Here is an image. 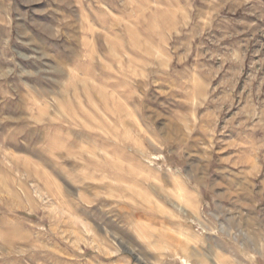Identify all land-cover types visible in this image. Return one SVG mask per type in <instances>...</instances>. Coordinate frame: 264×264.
<instances>
[{
  "label": "rangeland",
  "instance_id": "rangeland-1",
  "mask_svg": "<svg viewBox=\"0 0 264 264\" xmlns=\"http://www.w3.org/2000/svg\"><path fill=\"white\" fill-rule=\"evenodd\" d=\"M0 264H264V0H0Z\"/></svg>",
  "mask_w": 264,
  "mask_h": 264
}]
</instances>
